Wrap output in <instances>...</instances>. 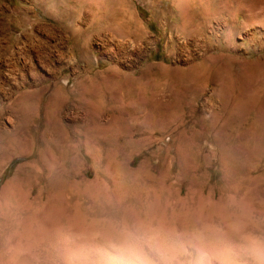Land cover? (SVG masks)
I'll use <instances>...</instances> for the list:
<instances>
[{"label": "rangeland", "instance_id": "1", "mask_svg": "<svg viewBox=\"0 0 264 264\" xmlns=\"http://www.w3.org/2000/svg\"><path fill=\"white\" fill-rule=\"evenodd\" d=\"M90 2L81 10L71 6L74 19L68 23L80 32L77 48L84 46L90 69L62 56L52 78L63 84L84 74L105 80L110 72L132 75L146 67L153 74L161 66L166 76L158 71L152 78L160 83L157 92L169 107L172 128L159 127L161 133L153 139L139 140L136 130L145 125L141 120L114 121L104 136L105 150L95 147L86 159L79 151L84 140L76 136L87 122L84 106L62 104L59 124L74 131L56 134L46 129L54 116L48 92L36 113L24 111L30 117L25 130L31 134L26 152L34 137L40 142L39 154L24 158L8 146L14 127L6 123L7 106L31 85L15 93L1 85L0 264H264V138L258 113V98L264 94V0H237L239 22L232 26L238 30L227 52H222L227 31L213 21L207 35L213 31L217 39L186 62L179 61L185 57L178 46L186 37L191 45L199 42L188 36L189 26L182 22L192 8L181 14L170 0ZM42 9L37 0H0V81L7 65L20 68L28 63L39 41L43 56L49 50L59 55L55 46L69 51V31ZM48 40L54 44L45 43ZM103 40L111 50L119 49L117 58H135L136 64L130 68L112 60L100 45ZM139 48L145 52L137 57ZM217 54L233 60L215 58ZM204 61L219 67L217 82L201 68ZM192 67L197 77L182 78ZM38 72L52 80L46 71ZM106 90L88 92L86 103L92 111L118 110V98L130 92L127 87L116 93L111 87ZM137 104V97L124 102L126 108ZM104 116L102 123L108 118ZM90 131L88 140L97 136ZM246 132L254 138H243ZM48 147L71 152L64 169L52 171L61 174L60 187L47 182L48 177L46 182L39 179L40 168L53 164ZM34 159L40 162L31 163ZM86 170L88 187L73 186ZM15 178L23 195L10 188L8 199L4 188Z\"/></svg>", "mask_w": 264, "mask_h": 264}, {"label": "bare ground", "instance_id": "2", "mask_svg": "<svg viewBox=\"0 0 264 264\" xmlns=\"http://www.w3.org/2000/svg\"><path fill=\"white\" fill-rule=\"evenodd\" d=\"M37 1L39 2V7L43 8L42 10H44V7H45L49 10V12H51V14H53V16L55 17V20H54L55 24L69 31L70 36H69V39L67 40L70 43L69 47H67L69 51L67 50L65 51L66 47L64 46L63 47L50 46L53 48L54 52H58L59 55H54L53 52L49 50V53L43 56L42 49L44 48V46L41 45V41H39L38 42L39 44L37 46L35 45L33 47L31 46L32 49L29 53L28 63H26L23 67L18 68V66H14V65L6 66L8 69L6 70V72H4L5 80L0 81V88H1V85L9 86L8 90L10 92L13 91L12 93H15V91L31 85L30 89L28 90L26 89L25 91L20 92L18 95L15 96V99L12 100L7 106V110L10 111L9 113L10 117L7 116L8 118L6 119V123L13 125L14 127L13 132L11 133L12 138L8 141V146L10 147V150L12 148L15 151H17V153L19 154L24 153L25 154L24 158H30L31 156H36L39 154L40 142L37 137H34L31 140L32 145H31L30 151L26 152L25 144L27 142H30L28 140V137H30L31 134H29V132L25 130V124L28 123L30 117L28 113L26 116L24 111L33 110V114L36 113L37 109L40 107L41 103L44 101L45 95L48 92L49 93L51 92V93L49 94L47 98L48 100L47 105L53 107L54 116L50 122L51 124L49 123L50 125H48V127L46 126V129H52V131H54L56 134H60L64 136V135L71 134L74 131V127L65 128L64 126H61V124H59L58 112L60 111L62 104L68 101L71 104H78V105L84 106L83 108H85L84 110L86 111L85 114H87V118H85V121L87 120V122H85L83 126H80L82 130L81 132L77 131L78 133L76 132V136L80 138V140L81 139L84 140V142L82 143L84 148H82V150H79V151L81 153V156L86 159H87L88 151L92 150L95 147H97L100 151L105 150L106 140H104V136L109 133L110 126L114 121L124 122V120H131L133 122H136V121L141 120V122H143V124L145 125L143 127L142 125H140L136 130V136L139 138V140L153 139L156 135H159L161 133V131L158 129L159 127L160 128L165 127L167 130H171L172 124L170 123V118L172 119V116L169 114V107L165 106V104H163L160 101L161 100L159 96L160 92L159 93L157 92V90H159L160 83L159 82L156 83V81H154L152 78L153 74L158 75V71H160L161 74L166 76L167 71L166 69L161 70L162 69L161 66L156 68L155 69L156 72L153 74L150 72L149 69L145 67L142 70H139L138 72H136L135 74L133 73L132 75L130 74L119 75V74L114 73L115 71L110 72L108 77L105 80H100L97 77L89 78L85 76L86 74H84L83 76L75 78L73 81L64 79L65 84H63L59 78L56 79L58 82L54 81L55 78H52V77L55 74L57 63L60 62L59 57L63 58L62 56H65V57L68 56L69 60H74L75 64H77L78 62H84L87 69H90L91 67L90 65L91 61L90 62L87 61V53L85 51L84 46L80 47V49L77 48L76 42H77V37L80 32L75 28L73 29L69 27L68 23H71V21L74 19V15L72 14L70 10L71 6L73 5L77 6V10H81L78 8L85 6V4L88 1H91L90 3H93L94 0H37ZM170 2L172 3L171 6L173 7V9L178 10L181 14H183L188 8L190 9L192 8L194 10L190 15H186V13H184V15L182 16L183 17L182 22H185L186 20L189 26L188 36L197 37V41H199L197 44L191 45L190 43H188L189 39H187L186 37V39L182 41V43L178 46L180 53L183 54L182 56L185 57V58L180 57L181 59H179V61L186 62L190 57L194 56L195 54L199 55V51L209 49L211 47L210 42L213 39H217L218 37V34L215 32L213 33V31H211L209 35H207L209 25L213 21L219 22L222 24V26L225 27V30L227 31L225 32V38L227 39L228 43L227 45L224 46V49H222V52L224 53L229 50V43H230L231 37L233 36V33L237 32L238 30L237 27L232 26L233 24H238L239 22L238 18H236L235 16L236 12L240 10L239 5L237 4V0H218V1L170 0ZM79 13H76V15L77 14L79 15ZM176 31L177 32L181 31L182 33V31H185V29L179 30V28L176 27ZM48 41L45 43H49L48 45L54 44ZM59 44L61 45V43ZM100 45L102 46V49L104 50V52L107 53L112 60H116L120 62L125 67L131 68L136 64L135 58L128 59L126 57H123V58L120 57L121 60L117 58V56L120 54L119 49L115 47V49L111 50L110 48H108L110 44L106 42L104 43V40L101 41ZM190 46L196 47V48L192 49ZM142 52H145V51L139 48L138 52H135L136 56L137 57L140 56ZM215 58H227L228 61L233 60L231 56H228V55L225 56L221 54H217ZM213 63L214 62L204 61L201 63V68L203 69V71H208L212 73L213 80L217 82L218 78L216 77L217 76L216 74L218 72L219 67L215 65V63L214 64ZM39 68L42 69L43 71H46L50 75L52 80L50 78L45 77L42 74H39L38 72ZM195 70H196V67L189 68V70L187 71L185 70V72L181 73L182 78L197 77V75L194 73ZM29 76L32 79L30 81L27 78ZM47 82H49V84ZM95 83H98L99 85ZM110 87L113 93H116L117 90L125 88V87L130 89L129 93L120 95L121 98L120 97L118 98V101L121 102L122 107H119L118 110L115 108L109 107V108H96L95 111H92V107L89 106V103H86L87 98H88V92L98 90L99 88L100 89L102 88V90L108 91L106 89H109ZM218 91H219L218 95H221L223 90L218 88ZM136 97L138 99V104L136 107L126 108L124 106V102L126 100H133ZM258 100L260 102V108H259L260 112L258 111V113L262 115L261 116L262 118L261 132H262V137L264 138V94L262 97H259ZM17 107H20V108H17ZM105 114H107L108 118L105 122L102 123L103 120L101 121V117L104 116ZM155 120H158V122L155 123ZM87 130H91L90 132L94 133L97 136L95 138H90L88 140L86 136ZM162 131L164 130L162 129ZM185 132H190V129L186 130ZM190 135H193V133L191 132ZM228 136L229 134L226 135V137ZM244 137L245 139L246 137H248L249 139L254 138L253 134L248 133V132L244 133L243 138ZM87 140L88 142H86ZM227 141L231 142V139L228 138ZM48 148H49V154L53 160V164L51 166L46 165L45 169L40 168L41 173H40L39 179L43 182H46V178L48 177L47 182L49 181L51 185L60 187L63 185L61 174L59 176L57 174L52 173V171H58V170L62 171L65 165L64 161L66 158H68V155H70L71 152H69L66 149V147L62 149L50 148V147ZM34 162H35V159L31 163H34ZM39 162L40 160L38 159L35 162V164L37 165ZM89 174H90L89 171L87 170L84 171L81 175V180H80L81 182L80 183L73 182L72 185L81 186L83 187V189H86L88 187V184L87 182H85V179L89 177ZM67 176H70V174L67 173L66 177ZM17 183L19 182L15 178L9 181L5 185L4 191L8 193L7 195L8 199H10L12 196L11 189H16L17 193L19 192L20 197L23 195L21 194L22 192L20 190V186ZM75 191L77 190L75 189ZM61 195L58 196L60 198L59 200H62L60 197ZM79 197L80 196H78V198L76 197V199H79ZM15 198L16 197H14V199ZM39 198L40 197H38V199ZM48 198L46 197L47 200ZM51 198L53 197L51 196ZM51 198L49 199V202ZM47 200L46 201L44 200L46 204L49 203L47 202ZM57 200L58 198L56 199V202ZM38 201H39V204H41L40 199ZM45 203L43 205H45Z\"/></svg>", "mask_w": 264, "mask_h": 264}]
</instances>
